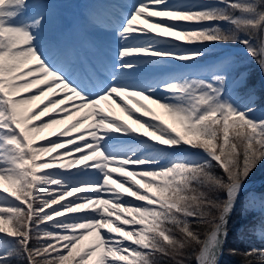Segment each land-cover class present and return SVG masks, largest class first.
Returning a JSON list of instances; mask_svg holds the SVG:
<instances>
[{
  "label": "snow or ice",
  "instance_id": "1",
  "mask_svg": "<svg viewBox=\"0 0 264 264\" xmlns=\"http://www.w3.org/2000/svg\"><path fill=\"white\" fill-rule=\"evenodd\" d=\"M52 7L0 0V264H220L229 217L264 162V117L253 89L227 87L230 55L210 78L200 61L238 45L264 71V0H136L108 22L93 13L106 36L87 43L49 32ZM61 85L62 98L29 110ZM73 96L89 129L78 120L42 137L59 121L40 118ZM109 99L145 131L99 107ZM244 254L264 264V244Z\"/></svg>",
  "mask_w": 264,
  "mask_h": 264
},
{
  "label": "rangeland",
  "instance_id": "2",
  "mask_svg": "<svg viewBox=\"0 0 264 264\" xmlns=\"http://www.w3.org/2000/svg\"><path fill=\"white\" fill-rule=\"evenodd\" d=\"M61 0H46V2L51 3L53 5L52 9H50L51 18L48 25L49 32L56 33L59 36H62L65 38L66 36V30L68 25L71 26L73 19V11L75 9H80L81 14L86 19L87 14V29L89 32V36H81L79 37L77 42L80 43H87L92 40L96 39H103L105 38L106 34L101 30L100 27H98L97 22H95L92 19L93 13H103L100 17V19L104 22H108L110 19L114 20L115 18L111 16L112 11L115 12L118 17H122L123 15L127 14L129 9L132 7V5L136 2V0H111V2L106 6L103 7L102 12L97 11V7L94 6L96 3L95 0H67L68 4H58ZM110 1V0H109ZM106 2V0H105ZM126 8V9H125ZM60 19V21L58 19ZM158 19V18H156ZM141 24L143 27L147 28L148 25H143V21H141ZM67 25V26H66ZM155 31H160L159 29H156ZM238 49H232L229 45H218L212 48H209L208 55L200 61V71L202 78H210V73L208 72V69L216 64L221 58H223L225 55H230L233 58V64L234 67L231 70L229 81L227 84V87L231 88L235 94H238L240 96H245L246 94L239 90V88L235 85L236 79L239 77L240 73L246 74L245 67L248 66L252 62H256V60L250 58L247 56L246 53H244L240 46L237 47ZM259 67L258 75L259 77L264 81V71L261 70L259 64L257 63ZM39 87H44L43 83L39 85ZM62 85L59 87H53L51 91H45L44 95L39 96L38 99L34 100L31 105L28 106L30 111H39L44 107V105L48 104V102L52 99H58L62 98L64 96V93L61 91ZM32 92L36 91V88L34 87ZM27 95V94H25ZM138 99L143 100V97H138ZM49 100V101H48ZM111 99L107 101H102L101 104H99V107H102L105 112H111L114 109L115 104H111ZM145 104H147L149 107H151L158 116L162 120H164L167 124L174 127H179V125L175 124L171 117H169L163 109L159 108L158 105L152 104L148 100H143ZM78 103L76 97H72L71 99H64V102L62 104H58L55 109L49 108V111L40 118L41 121H46L50 119L53 116H56L57 119H62L61 122H58L54 125H52L49 129H46L44 133L41 134L42 137H47L49 139H55L56 135L59 134L61 131L68 128L72 123L76 121H81L84 125L82 131H87L89 129V126L92 124V119H84L85 114L90 111V109L85 108H76L75 105ZM129 105L135 108V105L132 104L131 101H128ZM68 105H73V107L69 108ZM107 106V107H105ZM109 107V109H108ZM113 108V109H112ZM121 110V109H120ZM122 114H116V116H119L122 121H125L126 123H129V120L126 118L128 115L121 111ZM81 113V114H80ZM67 114V120L64 118V116ZM257 117H264V104L262 103H256V114ZM48 116V117H47ZM38 123L37 121H34L33 123ZM62 123V124H61ZM64 123V124H63ZM62 127V128H60ZM134 127V126H132ZM64 128V129H63ZM138 129L139 132L145 131L144 129H141L138 127H135ZM73 135H78V133H73ZM87 138V137H86ZM37 142L39 143H45V140L40 139V137L37 138ZM79 143V141H77ZM68 147H71L70 145ZM145 147H149V145H145ZM63 149H56L53 150L52 153L49 155H55L57 152H61ZM87 150H85L86 152ZM73 157H78L79 153H73ZM48 157L45 156L44 159H47ZM61 162H66V160H62ZM84 163H91V160L89 161H81V165L83 166ZM133 179H137L136 177ZM139 179V178H138ZM258 185H264V177H261V179L257 180L255 182ZM3 187H8L7 184H4ZM116 187V186H115ZM90 189H86L88 191ZM121 192H123V189H120ZM75 195H81V193H76ZM74 197H68L66 199H73ZM258 202H264V198L261 199H254ZM62 201L61 203H63ZM91 239V238H89ZM88 241H85L87 243Z\"/></svg>",
  "mask_w": 264,
  "mask_h": 264
},
{
  "label": "trees",
  "instance_id": "3",
  "mask_svg": "<svg viewBox=\"0 0 264 264\" xmlns=\"http://www.w3.org/2000/svg\"><path fill=\"white\" fill-rule=\"evenodd\" d=\"M58 4H68L67 0H61ZM246 83L243 87H238L240 91L247 94L249 89H253L256 94V103L264 104V81L259 77V67L256 62L245 67ZM217 176H222L223 172L219 167L212 169ZM264 175V162L258 164L247 180L255 179ZM224 199L223 193L218 194ZM264 198V187L253 188L246 191L238 200L228 222V238L224 244L223 255L220 257V264H260L258 257L245 256L248 245L264 244V236L260 232L264 230V202L254 199ZM35 243V241H33ZM230 249H237V254H230ZM191 264H195L192 260Z\"/></svg>",
  "mask_w": 264,
  "mask_h": 264
},
{
  "label": "bare ground",
  "instance_id": "4",
  "mask_svg": "<svg viewBox=\"0 0 264 264\" xmlns=\"http://www.w3.org/2000/svg\"><path fill=\"white\" fill-rule=\"evenodd\" d=\"M70 35L71 36H73V33H70ZM52 100V99H51ZM49 101V100H48ZM101 103H102V101H101ZM100 103V104H101ZM111 104L113 105V104H115V103H113V101H111ZM101 107H102V105H101ZM105 107H107V106H105ZM108 109H109V107H108ZM113 109V108H112ZM111 112H114V113H116V114H122V112H121V110H120V108L119 107H117V105L115 104V106H114V109H113V111H111ZM81 114V113H80ZM48 117V116H47ZM127 120H129V123L132 125V126H134V127H138V125H136V124H134L133 122H132V120L131 119H129V117H127L126 118ZM61 120L62 119H59L58 121L59 122H61ZM67 120V119H66ZM36 123V122H35ZM62 124V123H61ZM64 124V123H63ZM60 128H62V127H60ZM64 129V128H63ZM116 175H118V174H114V178L116 177ZM137 179H138V177H136ZM247 183H245V185H246ZM116 187H118V185H116Z\"/></svg>",
  "mask_w": 264,
  "mask_h": 264
},
{
  "label": "water",
  "instance_id": "5",
  "mask_svg": "<svg viewBox=\"0 0 264 264\" xmlns=\"http://www.w3.org/2000/svg\"><path fill=\"white\" fill-rule=\"evenodd\" d=\"M259 178H257L256 180H258ZM245 183H247V184L244 185V189L242 190L241 195L246 189L252 188V187H257V184L255 183V181L249 180V181H246Z\"/></svg>",
  "mask_w": 264,
  "mask_h": 264
}]
</instances>
